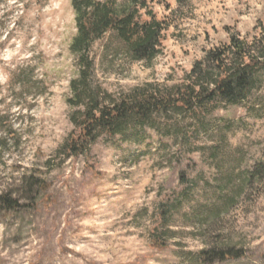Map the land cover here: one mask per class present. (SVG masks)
I'll return each mask as SVG.
<instances>
[{
  "label": "rangeland",
  "instance_id": "rangeland-1",
  "mask_svg": "<svg viewBox=\"0 0 264 264\" xmlns=\"http://www.w3.org/2000/svg\"><path fill=\"white\" fill-rule=\"evenodd\" d=\"M98 1L164 23L152 63L115 33L93 44L94 82L115 98L182 85L264 28V0ZM76 34L72 0H0V264H205L211 249L239 256L214 264H264V70L238 104L154 115L67 156Z\"/></svg>",
  "mask_w": 264,
  "mask_h": 264
},
{
  "label": "trees",
  "instance_id": "trees-1",
  "mask_svg": "<svg viewBox=\"0 0 264 264\" xmlns=\"http://www.w3.org/2000/svg\"><path fill=\"white\" fill-rule=\"evenodd\" d=\"M133 3L146 7L142 0ZM72 4L77 34L70 48L79 71L71 82L72 97L68 104L74 110L71 122L77 132L66 142L67 156L84 154L102 133L110 137L120 135L131 125L146 124L154 115L192 111L217 101L238 104L248 99L257 75L264 70L262 28L260 36L252 42L232 34L228 44L209 51L195 63L182 85L165 90L154 86L136 88L115 98L94 82L93 44L108 33H115L132 60L152 63L161 53L164 23L152 13L149 21H140L138 8L119 9L111 1L72 0ZM155 243L162 248L157 240ZM199 255L205 264L239 257L231 250L213 249L203 250Z\"/></svg>",
  "mask_w": 264,
  "mask_h": 264
}]
</instances>
